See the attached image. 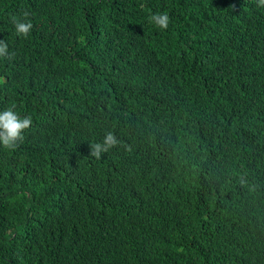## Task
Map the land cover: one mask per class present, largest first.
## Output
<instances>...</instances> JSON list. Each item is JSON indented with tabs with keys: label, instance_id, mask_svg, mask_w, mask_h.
Instances as JSON below:
<instances>
[{
	"label": "trees",
	"instance_id": "trees-1",
	"mask_svg": "<svg viewBox=\"0 0 264 264\" xmlns=\"http://www.w3.org/2000/svg\"><path fill=\"white\" fill-rule=\"evenodd\" d=\"M0 41V264H264L261 0H0Z\"/></svg>",
	"mask_w": 264,
	"mask_h": 264
},
{
	"label": "clouds",
	"instance_id": "clouds-1",
	"mask_svg": "<svg viewBox=\"0 0 264 264\" xmlns=\"http://www.w3.org/2000/svg\"><path fill=\"white\" fill-rule=\"evenodd\" d=\"M264 3V0H261ZM150 22L161 30L169 27V16L166 12L154 13L150 16ZM14 30L17 35L27 37L32 29L29 21L13 18ZM7 45L0 41V55L7 54ZM12 107L0 110V146L7 149H15L18 142L23 139L24 133L30 128L33 121L30 116L19 115ZM118 144L117 137L112 132L105 133L101 141L91 145V155L101 157Z\"/></svg>",
	"mask_w": 264,
	"mask_h": 264
}]
</instances>
